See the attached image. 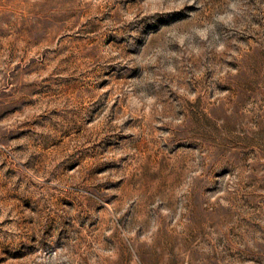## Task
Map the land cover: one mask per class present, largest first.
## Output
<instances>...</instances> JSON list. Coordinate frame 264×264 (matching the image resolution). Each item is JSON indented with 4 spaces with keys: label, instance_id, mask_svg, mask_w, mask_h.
I'll return each instance as SVG.
<instances>
[{
    "label": "rangeland",
    "instance_id": "374dc122",
    "mask_svg": "<svg viewBox=\"0 0 264 264\" xmlns=\"http://www.w3.org/2000/svg\"><path fill=\"white\" fill-rule=\"evenodd\" d=\"M0 264H264V0H0Z\"/></svg>",
    "mask_w": 264,
    "mask_h": 264
}]
</instances>
